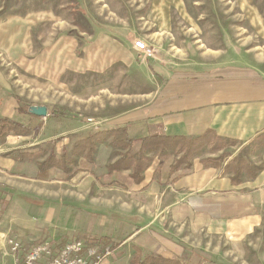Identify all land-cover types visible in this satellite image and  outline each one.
Segmentation results:
<instances>
[{"label":"rangeland","instance_id":"obj_1","mask_svg":"<svg viewBox=\"0 0 264 264\" xmlns=\"http://www.w3.org/2000/svg\"><path fill=\"white\" fill-rule=\"evenodd\" d=\"M130 33L154 49L155 58H140ZM122 57L127 58V66L116 62L118 71L99 72ZM231 63L254 66L264 75V0H0V99L8 101L15 95L27 106L68 113L63 118H42L44 130L31 135L27 141L32 144L51 137L60 140L63 135L71 139L68 133L77 129L83 136L95 130L92 124L111 120L115 113L134 106L137 102H125L126 97L152 90L158 79L156 65L187 70ZM21 115L26 123L30 120ZM102 152L105 162L119 153L112 148ZM213 154L210 150L201 156ZM27 185L30 195L40 194V183L27 181ZM263 193L241 198L242 207L250 208L245 214L252 222L246 228L240 225L247 220L231 223L240 226L235 229H213L204 217L193 214L191 225L203 228L188 231L173 226L175 231L166 234L169 246L156 244L152 252L173 257V244L189 243L193 264H264ZM52 199L69 202L63 197ZM100 200L97 209L102 213L93 214L96 225L102 218L107 223L117 221L115 225L135 223L137 209L125 212L132 204L129 197L120 199L112 192ZM1 214L0 220L7 218ZM71 216L62 214L50 230L99 232L92 225L74 227ZM164 216L157 214L159 225H185L182 214L169 215L163 222ZM18 239L27 243L26 238ZM135 247L127 246L122 254L135 256ZM4 253L0 251V264H16L12 255L13 259Z\"/></svg>","mask_w":264,"mask_h":264},{"label":"crops","instance_id":"obj_2","mask_svg":"<svg viewBox=\"0 0 264 264\" xmlns=\"http://www.w3.org/2000/svg\"><path fill=\"white\" fill-rule=\"evenodd\" d=\"M116 62L126 66L129 64L127 58L122 57L114 63H108L107 67L99 72L106 73L111 70L113 73V70H117ZM154 70L158 79L153 83L152 90L125 99V102H137L135 103L137 106L129 105L122 109V112L115 113L111 120L92 124L95 130L91 129V132L83 136L79 135L81 130L77 129L68 133L71 134V139L63 135L60 140L58 137H51L32 144L27 140L35 136L36 132H33L31 134L33 136H9L7 142L0 145V185L10 189L13 194L6 196L7 206L0 204V215L7 214L6 219L0 220V228L6 227V230L8 228L7 232L0 229V251L5 252L7 258L13 259L6 245L9 233L15 238H26L29 247L44 242H51L57 247H63L76 240L88 242V245L97 241L107 242L108 245L105 247L112 248L118 245V248L111 249L113 255L102 264H133L135 256L124 255L122 250L131 245L144 252L154 253L152 251L156 244L169 246V237L166 234L175 231L173 226H177L178 230L188 231L195 226L198 229L203 228L204 225H191L190 219L193 214L204 217L208 223L207 227L212 226L217 230L230 227L235 229L240 226L246 228L251 224V216L245 214L250 212V208L242 207L241 198L254 197L256 193L264 192V75L254 66L234 63L187 70L170 67L160 69V65H156ZM0 102H2L0 117L10 120L22 118L20 106L17 107L18 102L14 98ZM49 114L48 109V116ZM124 127H129L138 138L166 134L196 139L212 132L221 139L236 141L237 144L213 152L214 154L209 157L195 158L191 170L184 168L180 170L177 175L182 177L173 184H168V180L171 165L175 160L165 162L156 158L145 173V179L141 184H134L129 178L130 172H123L118 178L129 188L103 186L99 182V177L107 175V167L120 158L116 155L107 162L102 160V151L111 148L109 145L99 147L95 164L82 160L79 167L82 171L71 181L67 182V177L60 169L54 170L52 172L54 178L47 181L34 180L28 175L33 171L37 172L38 163L47 160L51 153L56 152L58 156L64 153L71 154L73 146L91 134ZM43 128L37 135L42 133ZM16 140L22 142L16 145ZM140 146L139 143L138 150ZM38 147L44 155L35 162L27 160V152L35 153ZM226 151L233 154L226 159L225 167L231 165L234 160L241 159L248 165L251 174L260 169L258 175L255 178L245 175L240 181H235L234 174L227 172L222 166L220 169L207 165L208 160L218 159ZM255 161L259 167L257 164L254 165ZM214 163L221 164L218 161ZM72 169L77 170L78 167L73 166ZM27 181L40 183L42 185L40 194L30 195ZM112 192L117 193L120 199L129 197L132 200V204L127 205L125 212L129 213V208L132 207L137 209L134 224L115 225L117 221L107 223L105 218H102L101 224L96 225L93 214L102 213L97 209L100 206V199ZM56 196L69 199V202H55L56 200L52 198ZM27 197H33L40 202L37 204L34 202V206L27 201ZM118 202L121 203L119 200ZM159 212L165 215L163 222L169 215L182 214L181 222L185 225H159L160 221L158 222L157 218ZM22 214L24 215L22 217L16 216ZM62 214L72 215L70 219L74 227L92 225L99 232L91 230L93 234L84 235L79 229L73 230L72 233L51 231L49 225H55L56 220H61ZM246 220L247 223L244 222ZM236 221H243L244 225L243 223L240 226L231 225ZM62 224L64 222L60 225ZM44 237L47 240H43ZM173 245V257L157 252L155 254L166 258L181 255L190 257L189 252L192 248L189 243L180 244L182 247Z\"/></svg>","mask_w":264,"mask_h":264},{"label":"trees","instance_id":"obj_3","mask_svg":"<svg viewBox=\"0 0 264 264\" xmlns=\"http://www.w3.org/2000/svg\"><path fill=\"white\" fill-rule=\"evenodd\" d=\"M80 29L82 30V28ZM82 32L86 31L83 29ZM11 97L21 105L19 108L20 114L21 112L25 113L30 117V120L26 123L20 117L15 120L0 117V145L6 143L9 136H29L32 134V131H35V135H37L42 127V123H40L42 118L34 116L30 112L32 106H27L22 99L15 95H11ZM0 101L2 100L0 99ZM67 115V111L54 108L51 110L48 117L63 118L67 117ZM35 123L37 125L33 127ZM138 143H140L141 146L140 149L136 151L135 149ZM236 144V141L221 139L212 132L206 133L202 137L196 139L172 137L166 134H156L138 138L129 127H124L116 130L94 133L87 139L76 143L73 146L71 154L64 153L62 156H58L56 152H53L47 160L38 163L37 172L33 171L28 175L34 180L47 181L54 178L52 177V172L54 170L60 169L67 177V182L71 181L82 171V169L79 168L82 160L95 164L99 147L102 145H109L112 149L119 151L117 155L120 158L107 167V175L99 177V182L103 186H120L124 189L129 188L127 185L122 184L118 178L123 172H130V180L134 184H141L145 179V173L151 168L156 158L162 159L165 162L173 159L175 160V163L171 165L170 178L168 180V184H173L182 177V175H177L180 170L183 168L185 170H191L193 166L192 161H194L195 158L200 157L208 150L218 152L236 146ZM36 149L37 152L35 153L27 152V160L35 162L44 155V152L40 150V147ZM232 154V152L226 151L218 159L208 160L207 165L220 169L222 166L227 172L234 174L235 181H240L245 175H249L252 178H255L258 175L260 169L256 171L255 174H251L248 165L241 159H236L231 165L225 167L224 164L226 159L231 157ZM215 161L221 162V164H215ZM73 166L78 167V169L73 170ZM174 175L176 176L173 178ZM7 195L9 196L13 194H11L10 189L0 185V204L3 206H7ZM27 201L33 205L34 202L36 204L40 202V200L33 197H27ZM102 240L103 239H101V241ZM97 242H93L92 245H88V242L85 244L88 248H99L100 250L109 248L105 247L108 245L107 242ZM117 248L118 245H114L109 249ZM135 251L136 255L133 259V264H193L191 256L189 257L187 255L166 258L151 252L145 253L137 247L135 248Z\"/></svg>","mask_w":264,"mask_h":264},{"label":"built area","instance_id":"obj_4","mask_svg":"<svg viewBox=\"0 0 264 264\" xmlns=\"http://www.w3.org/2000/svg\"><path fill=\"white\" fill-rule=\"evenodd\" d=\"M134 49L142 59L155 58L156 51L142 39L130 33ZM136 39V40H135ZM6 245L16 264H102L113 255L109 248H88L83 241H72L63 247H57L51 242L29 247L24 241L6 237Z\"/></svg>","mask_w":264,"mask_h":264},{"label":"water","instance_id":"obj_5","mask_svg":"<svg viewBox=\"0 0 264 264\" xmlns=\"http://www.w3.org/2000/svg\"><path fill=\"white\" fill-rule=\"evenodd\" d=\"M31 114L40 118H47L48 117V108L43 106H33L30 108Z\"/></svg>","mask_w":264,"mask_h":264}]
</instances>
